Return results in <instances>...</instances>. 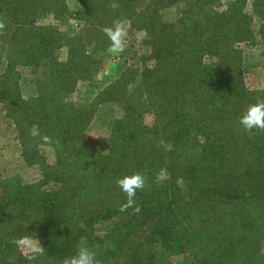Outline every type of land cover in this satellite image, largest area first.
<instances>
[{
    "label": "trees",
    "instance_id": "trees-1",
    "mask_svg": "<svg viewBox=\"0 0 264 264\" xmlns=\"http://www.w3.org/2000/svg\"><path fill=\"white\" fill-rule=\"evenodd\" d=\"M159 3L164 4V1L160 0ZM86 5H89L88 1ZM68 11L64 0H0V55L3 53L4 36L14 22L20 23L15 24L19 28L14 32L20 34L23 29H31L34 36L30 39L31 50L50 51L45 44H50L51 47L54 45L56 48L66 47L63 62L54 60L56 68L50 72L47 83L42 86L44 92H47L45 97L39 96L43 102H37L29 111L25 124L17 126L20 155L27 164L40 165V180L24 183L17 176H3L0 173V264H63L66 258L76 254L82 240L96 253L99 264H159L160 259L154 251L155 244H160V248L168 254L180 252L183 246H187L192 255H198L194 252L195 247L202 245L206 251L202 252L204 257L200 264L233 263L235 259L238 260L236 256H247L246 250L255 236L243 234L236 242L238 251H231V254L212 246L216 238L205 243H202L200 237L195 238L196 222L187 225L178 220L168 221V225L158 236L161 241L155 240L151 245L148 241L141 247L136 246L129 238L134 231H122L126 221L131 220V215L127 218L126 211L133 210L132 214L147 220H157L163 215L170 216L180 198L167 195L165 198L162 190L150 189V185L144 183L143 188L136 191L133 207L123 208L128 198L117 180L139 173L144 182L145 178L150 182L154 173L169 169L171 164L168 162V153L165 152L174 148L179 162L191 165L195 163L193 158L197 159L198 164L208 160L218 169L222 163L219 160L230 158L229 145L233 140L236 147H239L238 150L251 147L254 152H249L254 162L262 164L264 130H245L240 123L233 128L229 125L216 130L210 129L215 120L219 119L216 126L221 120L226 123V119L228 121L242 114L249 106L247 102H253V93L244 88L240 78L239 53L232 48L236 41L251 42L253 32L240 28L239 23L227 19L225 13L209 14L205 16L202 24H197V19L194 18L189 24L182 21L188 30L191 23L196 27L193 35L189 32L182 34L181 30L175 33L186 41L182 58L173 57L168 61L171 68L169 73L163 67L161 70L155 68L143 80L147 91L159 89V85L163 88L164 95L150 97L148 93L147 107L149 111L153 108L155 123L151 127L142 124V112L124 107L123 119L114 121L111 127L112 133L107 141L105 155L101 152L105 148L81 147L76 142L77 133L73 131L72 124L68 123L69 119H62L67 114L64 106L48 105V99L57 98L64 88L72 89L74 79L93 74L96 61L98 62L96 50L89 46L91 43H81L83 39H79L77 35L71 40L67 39L70 41L66 45L54 40V37L47 38L46 42L42 41L41 36L38 38L39 34L44 35L43 31H46V28L37 24L38 17L42 18L46 13H55L58 16L59 13H62L61 16L65 13L66 16ZM103 34L95 30V37H88L85 41L94 40L98 43L100 39H104V43L106 38ZM258 34L264 45V13L261 15ZM227 35L229 40L224 42ZM211 38L216 40L217 46H210ZM229 41H232L231 44H228ZM87 49L91 51L86 53ZM200 52L215 60L204 62ZM260 54L264 71V46ZM173 74L177 75L178 83L183 82L184 85H177ZM5 76V73L0 74V89L2 85H6L3 79ZM164 88L169 89L166 91ZM189 94L192 95L190 101L187 100ZM110 96L112 99L113 92ZM198 102V108L205 109L208 114L203 117L206 124L193 129L187 112L181 113L180 110H187L188 106L195 111ZM34 127L38 129L37 135L32 134ZM59 135L69 139V144L61 141ZM253 136L255 141L252 140ZM50 146L57 152L56 163L47 166L43 164L41 148L46 150ZM263 168L256 169V172L264 173ZM48 182L53 184L54 190L41 189ZM102 186H105L104 191ZM258 195H264L263 187ZM256 196L249 195L248 199ZM97 206L99 208H95ZM230 213L226 215L231 217ZM236 216L237 213H232L233 219ZM192 219L193 217L190 218ZM255 228L256 231L264 228V211L261 212ZM230 236L231 234L229 238ZM27 238L40 242L43 254L33 256L28 251L27 244L21 243ZM235 264L263 262L260 263L257 258H249Z\"/></svg>",
    "mask_w": 264,
    "mask_h": 264
},
{
    "label": "rangeland",
    "instance_id": "rangeland-1",
    "mask_svg": "<svg viewBox=\"0 0 264 264\" xmlns=\"http://www.w3.org/2000/svg\"><path fill=\"white\" fill-rule=\"evenodd\" d=\"M64 1L69 9L68 15L46 13L44 17L37 18V24L46 28V31H43L44 35L39 34L38 38L41 36L42 41L46 42L47 38L54 37V40L66 45L77 35L79 39H83L81 43H91L90 48L96 50L98 62L96 61L95 72L91 75L85 74L82 78L77 77L74 79L72 89L64 88L57 98L47 100L50 106L55 104L64 106L67 114H64L65 117L62 119H69L68 123L72 124L73 131L77 133L76 142L81 147L83 145L90 149L105 148L101 152L106 155L107 141L112 133L111 127L114 121L123 119L124 107L139 110L142 112V124L153 126L156 119L153 117V108L149 111L147 107L148 93L153 97L156 94L164 95V92L162 94L161 85L159 89L147 91L143 80L151 75L155 68L163 67V70L169 73L170 60L173 57L182 58L186 41L175 33L181 30L182 34L188 32L191 35L195 34L196 27L193 23L189 30L182 24V21L189 24L193 18L197 19V24H202L205 16L209 14L225 13V17L238 22L240 28L253 32L251 42L236 41L232 48L239 53L240 78L244 88L253 93L252 104L264 98V71L260 54L264 45L258 34L261 15L264 13V0H163L164 4H158L160 0H86L89 2L88 6L85 0ZM117 23L126 29L124 36L126 46L122 52L114 53L111 51L112 42L104 30L114 28ZM15 24L20 23L14 22L4 36L3 53L0 55V74L6 75L3 78L6 85H2L0 89V173L3 176H17L24 183H35L40 180L41 168L38 163L30 165L22 159L17 140V126L25 124L29 111L37 102H43L39 96L45 97L47 92H44L42 86L47 83L50 72L56 68L54 60L63 62L66 47L56 48L54 45L51 47L50 44H45L46 49L50 51L31 50L30 39L34 37L31 29H23L19 34L14 32L19 28ZM95 30L104 33L106 44L103 43L104 39H100L98 43L94 40L85 41L88 37H95ZM228 38L227 35L223 39L224 42H227ZM229 42L228 44H231L232 41ZM210 46H217L215 39H210ZM7 49L9 51H6ZM90 51L91 49H87L86 53ZM32 54L37 57L34 58ZM200 54L204 62L215 60L206 53ZM173 76L177 85H184L183 82L178 83L177 75ZM164 89L168 91L169 88ZM111 92L114 94L112 99ZM191 98L192 95L189 94L187 100L190 101ZM245 99L248 101V98ZM247 103L249 106L252 105ZM198 106L199 102L195 111L188 106L187 110H180L181 113L187 112L193 129L206 124L203 117L208 112ZM246 110L247 108L244 112ZM242 114L228 121L226 119V123L221 120L217 126L219 119L215 120L210 129L216 130L229 125L233 128L240 123ZM200 119L202 122H197ZM31 130L30 128L29 131ZM60 138L69 144V139L64 136ZM252 140L255 141L254 136ZM236 145L233 140L229 145L230 158L219 160L222 163L218 169L208 160L198 164L195 158L194 164L186 165L185 162L178 161L180 159L175 156V148L169 150L171 153L166 151L168 162L171 164L169 169L166 171L161 169L160 172L153 174L150 182L145 178L144 183L150 185V189L162 190L165 198L166 195L180 198L178 204L173 207L170 216L163 215L157 220H147L132 214L133 210L126 211L127 218L131 215V220L126 221L127 224L122 231L124 233L134 231L129 238L136 246L141 247L148 241L151 245L153 241L160 240L158 236L161 230L166 228L169 220L171 222L178 220L187 225L196 222L195 238L200 237L202 243L216 238L212 246L231 254H233L231 251H238L236 242L243 234L253 235L255 239L246 250L247 256L235 254L238 260L224 264H235L249 258L254 260L257 258L264 264V228L255 230L260 214L264 211V195H258L261 188H264V173H258L256 169L264 167V161L262 164L255 163L249 152L252 150L251 147H245L243 144L245 148L238 150L239 147ZM247 145L251 146L250 143ZM41 154L44 165L52 166L54 162L56 163L57 152L53 147L50 146L46 150L42 147ZM100 166L99 164V168ZM102 187L104 191L105 186ZM41 189L52 191L55 188L48 182L43 184ZM249 195L257 196L249 200ZM226 213H230L231 217ZM232 213H237L234 219ZM97 228L100 229L99 226ZM29 239L31 238H27ZM154 247L156 257L160 259L159 264H200L204 257L202 252L206 251L202 245H198L194 251L198 255H192L190 249L183 246L180 252L168 254L166 250L160 248L162 247L160 244H155ZM235 248L236 250H233Z\"/></svg>",
    "mask_w": 264,
    "mask_h": 264
},
{
    "label": "clouds",
    "instance_id": "clouds-1",
    "mask_svg": "<svg viewBox=\"0 0 264 264\" xmlns=\"http://www.w3.org/2000/svg\"><path fill=\"white\" fill-rule=\"evenodd\" d=\"M104 31L112 42L111 51L114 53L122 52L126 46L124 42V36L126 34L125 27L117 23L114 28H106ZM239 122L245 130H264V100L250 105L240 117ZM32 134L37 135L38 129L34 127ZM117 183L128 198L123 208L131 207L134 203L133 198L136 195L137 189H141L144 186L143 176L139 173L124 176L118 179ZM21 243L27 244L28 251L33 253V256L43 254V246L40 242L25 239ZM63 264H99V261L96 258V253L82 240L76 254L66 258Z\"/></svg>",
    "mask_w": 264,
    "mask_h": 264
}]
</instances>
